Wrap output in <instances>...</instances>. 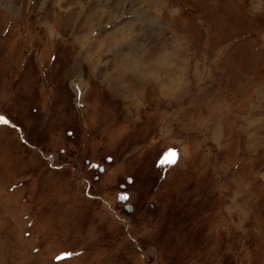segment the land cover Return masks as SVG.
I'll return each instance as SVG.
<instances>
[{
	"label": "rangeland",
	"instance_id": "1",
	"mask_svg": "<svg viewBox=\"0 0 264 264\" xmlns=\"http://www.w3.org/2000/svg\"><path fill=\"white\" fill-rule=\"evenodd\" d=\"M3 119L0 264H264V0H0Z\"/></svg>",
	"mask_w": 264,
	"mask_h": 264
},
{
	"label": "snow or ice",
	"instance_id": "2",
	"mask_svg": "<svg viewBox=\"0 0 264 264\" xmlns=\"http://www.w3.org/2000/svg\"><path fill=\"white\" fill-rule=\"evenodd\" d=\"M0 123L8 124L9 121L6 119H3V120H0ZM178 158H179V154L173 150V151L168 153V155L165 158L164 163L169 164V165H174L177 162ZM119 199H121L122 201H127L130 199V197L125 194V195L120 196ZM67 258H70V257L68 255H66L63 257H59L58 259L63 260V259H67Z\"/></svg>",
	"mask_w": 264,
	"mask_h": 264
},
{
	"label": "water",
	"instance_id": "3",
	"mask_svg": "<svg viewBox=\"0 0 264 264\" xmlns=\"http://www.w3.org/2000/svg\"><path fill=\"white\" fill-rule=\"evenodd\" d=\"M120 187H124V185L121 184ZM125 194L127 195L126 192H118V193H117V198L119 199L120 196L125 195ZM119 200H121V199H119ZM121 201H122V200H121ZM124 208H125V210H126L127 212H129V211L131 210V206L128 205V204H125V205H124Z\"/></svg>",
	"mask_w": 264,
	"mask_h": 264
},
{
	"label": "crops",
	"instance_id": "4",
	"mask_svg": "<svg viewBox=\"0 0 264 264\" xmlns=\"http://www.w3.org/2000/svg\"><path fill=\"white\" fill-rule=\"evenodd\" d=\"M175 76H176V75H175ZM175 76H174V77H175Z\"/></svg>",
	"mask_w": 264,
	"mask_h": 264
}]
</instances>
